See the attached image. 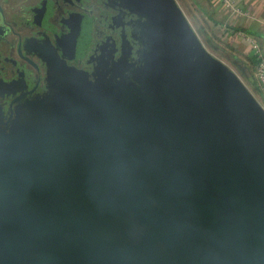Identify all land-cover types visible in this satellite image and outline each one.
<instances>
[{"label":"flooded vegetation","instance_id":"obj_1","mask_svg":"<svg viewBox=\"0 0 264 264\" xmlns=\"http://www.w3.org/2000/svg\"><path fill=\"white\" fill-rule=\"evenodd\" d=\"M145 4L156 1L0 0V178L28 225L116 210L140 164L171 149L165 46Z\"/></svg>","mask_w":264,"mask_h":264},{"label":"water","instance_id":"obj_2","mask_svg":"<svg viewBox=\"0 0 264 264\" xmlns=\"http://www.w3.org/2000/svg\"><path fill=\"white\" fill-rule=\"evenodd\" d=\"M155 1L141 10L165 46L171 149L140 164L116 210L43 226L12 210L0 178V264H264V106L177 0Z\"/></svg>","mask_w":264,"mask_h":264},{"label":"crops","instance_id":"obj_3","mask_svg":"<svg viewBox=\"0 0 264 264\" xmlns=\"http://www.w3.org/2000/svg\"><path fill=\"white\" fill-rule=\"evenodd\" d=\"M206 47L214 54L223 55L236 65L242 81L259 94L264 106V95L256 86L252 65L253 50L249 41L236 33L242 31L260 45L264 53V0H235L240 12L227 9L220 0H177ZM190 17V18H189ZM196 26H195V25ZM220 34V35H219ZM223 36V38H222ZM205 37L220 39L223 50L207 44Z\"/></svg>","mask_w":264,"mask_h":264},{"label":"built area","instance_id":"obj_4","mask_svg":"<svg viewBox=\"0 0 264 264\" xmlns=\"http://www.w3.org/2000/svg\"><path fill=\"white\" fill-rule=\"evenodd\" d=\"M224 6L233 11V12H240L239 6L235 3V0H220ZM237 34L242 36L247 41L250 42L253 54L256 58V80L257 85L261 93L264 94V53L260 48V45L248 34L242 32V31H236Z\"/></svg>","mask_w":264,"mask_h":264},{"label":"rangeland","instance_id":"obj_5","mask_svg":"<svg viewBox=\"0 0 264 264\" xmlns=\"http://www.w3.org/2000/svg\"><path fill=\"white\" fill-rule=\"evenodd\" d=\"M143 16V15H142ZM190 18V17H189ZM195 25V24H194ZM196 26V25H195ZM220 35V34H219ZM200 36V35H199ZM200 38L202 39V37L200 36ZM223 38V36H222ZM203 40V39H202ZM218 58H220L221 60H223L226 64H228L238 75H240V71H239V68L236 67V65L232 64L230 61L226 60V58L221 54V55H218V54H215ZM143 57V56H142ZM252 65H253V69H254V75H255V79H256V58L254 56V54H252ZM256 83H257V80H256ZM247 87L254 93V95L256 97H259V94L257 92L254 91L253 87L251 85H249V83L246 84ZM258 86V85H257ZM138 124V123H137ZM137 124H134L132 127L133 128H136L138 127V129L140 128L139 125ZM134 133L136 134V136H143L144 134H146V132L142 133V132H139L137 130H134ZM147 140L150 139L149 136L145 137ZM131 145L137 147V149L139 150V153L142 154V155H150L151 153V143L150 142H147L144 144V142H139V141H136L135 138L132 137V131H131ZM165 147H168V146H165ZM122 166V165H121ZM106 185V183H105Z\"/></svg>","mask_w":264,"mask_h":264},{"label":"trees","instance_id":"obj_6","mask_svg":"<svg viewBox=\"0 0 264 264\" xmlns=\"http://www.w3.org/2000/svg\"><path fill=\"white\" fill-rule=\"evenodd\" d=\"M207 44L209 46H211L212 48L216 49V50H223V42L220 39H217L216 41H214V39H210L209 37H205ZM257 86V83H256ZM258 88V86H257ZM259 89V88H258ZM263 94V93H262ZM264 95V94H263Z\"/></svg>","mask_w":264,"mask_h":264}]
</instances>
